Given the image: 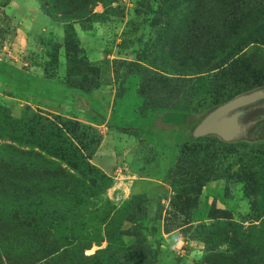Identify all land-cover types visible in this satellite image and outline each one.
Masks as SVG:
<instances>
[{
    "label": "rangeland",
    "instance_id": "rangeland-1",
    "mask_svg": "<svg viewBox=\"0 0 264 264\" xmlns=\"http://www.w3.org/2000/svg\"><path fill=\"white\" fill-rule=\"evenodd\" d=\"M262 9L0 0V264H264V97L236 108L233 139L192 134L216 106L264 90L249 89L264 74V25L218 59ZM27 107L96 127L89 162L104 180L18 166Z\"/></svg>",
    "mask_w": 264,
    "mask_h": 264
},
{
    "label": "trees",
    "instance_id": "trees-1",
    "mask_svg": "<svg viewBox=\"0 0 264 264\" xmlns=\"http://www.w3.org/2000/svg\"><path fill=\"white\" fill-rule=\"evenodd\" d=\"M79 11L80 8L75 10L77 16ZM262 25H264L263 9L258 12L256 18L242 25L237 36L232 39V44L221 52L218 59L223 56L224 59L232 60L234 55L239 54V52L242 54L244 50L242 51V47L239 46L240 41L249 40L250 31ZM228 60L223 62L225 66H219L223 75H229L232 72L231 68H227ZM252 81L249 89L261 87L264 85V74L257 75L252 78ZM26 109L27 112L23 117L15 120L25 133L19 138H15V141H24L29 148L26 150L14 148L13 150L16 156L29 158V160L25 165L19 162L18 166L26 168L32 166L37 174L43 175V178H51L53 182H80L81 178H86L91 184H94L96 181L104 180V175L89 162L90 156L101 141V133L96 127L58 115L30 110L28 107ZM33 147L37 148L38 153L31 149ZM32 160H36L35 164Z\"/></svg>",
    "mask_w": 264,
    "mask_h": 264
},
{
    "label": "water",
    "instance_id": "water-1",
    "mask_svg": "<svg viewBox=\"0 0 264 264\" xmlns=\"http://www.w3.org/2000/svg\"><path fill=\"white\" fill-rule=\"evenodd\" d=\"M262 97H264V90L255 89L223 102L199 120L192 130L193 136L210 133L218 135L223 140L233 139L240 131L239 112L236 111V108Z\"/></svg>",
    "mask_w": 264,
    "mask_h": 264
}]
</instances>
